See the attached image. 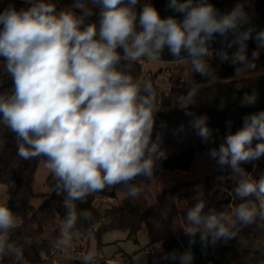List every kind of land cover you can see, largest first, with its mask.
<instances>
[{
    "label": "clouds",
    "instance_id": "clouds-1",
    "mask_svg": "<svg viewBox=\"0 0 264 264\" xmlns=\"http://www.w3.org/2000/svg\"><path fill=\"white\" fill-rule=\"evenodd\" d=\"M24 3L27 7L9 5L0 12V57L13 82L11 90L0 93V125L14 133L17 156L42 159L54 177L53 192L63 196L65 209L55 246L66 249L81 219L91 220L88 210L78 211V201L120 184L136 199L143 187L132 181L151 180L156 161L166 156L161 134L153 139L157 92L151 80L133 76L136 63L162 61L165 47L176 62L187 61L190 71L181 80L188 90L178 96L176 107L191 116L188 109L201 92L192 73L213 76L209 57L217 34L225 39L233 34L227 46L236 45V50L229 55L221 49L215 55L221 63L235 65L236 75L254 70L259 53L254 51L251 59L247 55L253 29L242 30L250 21L243 3L221 13L208 0H169L168 7L182 13V21L161 18L149 0L139 13L140 0H74L60 10L52 0ZM95 6L101 9L99 27L86 23ZM255 40L257 49H264V31L257 32ZM257 99L253 90L243 96L241 106L255 105ZM207 121L200 115L190 122L205 143L212 137ZM231 123L209 156L221 169H231L235 187L229 195L240 202L224 211L205 212V202L197 200L185 217L189 247L180 254H164V260L193 264L191 246L197 235L205 249L236 240L241 251L264 255V173L257 178L241 166L264 156V110L245 115L235 133ZM9 199L0 203V262L22 264L23 249L12 239L18 217ZM16 199L19 205L21 198ZM250 227L262 235L241 234ZM81 264H100L98 252L83 254Z\"/></svg>",
    "mask_w": 264,
    "mask_h": 264
},
{
    "label": "trees",
    "instance_id": "trees-1",
    "mask_svg": "<svg viewBox=\"0 0 264 264\" xmlns=\"http://www.w3.org/2000/svg\"><path fill=\"white\" fill-rule=\"evenodd\" d=\"M235 1L244 4L246 12L249 14L250 21L243 25L242 30L252 28V38L247 43V55L252 58V53L257 50L255 35L257 32L264 31V0H208L221 13H227L232 10ZM145 0H140L137 5L139 13ZM149 2L158 10L161 18L173 16L182 21L183 14L175 12L168 7L169 0H149ZM74 0H59L57 10L69 7ZM9 5L17 9L27 7L24 0H0V12H3ZM93 15L87 18L86 23H96L99 27L100 7H93ZM79 14L80 10L76 9ZM2 27V26H0ZM230 32L227 39L217 34L211 48L213 56L209 57V63L214 71L210 79H206L198 73H192V79L201 83V92L197 97V103L188 109L192 115H186L184 110L176 107L178 96L186 94L188 85L184 83L185 89L173 86L170 94L160 100L158 87L154 81L157 73L153 75V85L157 92V101L159 111L155 115V124L153 132L179 130L191 127L190 122L194 117L206 115L208 117V126L212 130V137L205 143L198 136L199 150H211L219 148L224 141L229 129L228 122L231 121V131L235 133L243 124V117L253 112L264 110V51L258 54L255 59L256 68L254 70H244L240 75L235 74L236 66L230 61L221 63L216 57L215 52L221 49L228 51L229 55L236 50V45L228 48V43L233 39ZM162 61H174L167 47L162 53ZM0 93L12 89L13 82L3 68V58L0 57ZM133 76L139 78L142 75V67L139 62L136 63ZM249 75L250 78H244ZM253 90L258 93V99L255 105L241 106V100L245 94H250ZM169 100V102H167ZM258 141H253V146ZM195 148H185L169 154L162 162L161 168L168 171H188L191 169L196 157ZM14 133L9 132L0 125V184L8 186L9 201L8 206L16 213L20 223L17 229L12 233V239L23 249L24 260L22 264H53L52 260H45L43 253L49 252L54 245V241L59 234V225L62 222L65 209L62 204L63 196L56 195L53 192L56 183L54 177L49 174L46 183L51 187V194L38 208L31 204V198L36 194L33 191L32 183L40 159L23 160L17 156ZM213 177L220 178L225 176L232 180L231 169L225 167L213 173ZM206 183L210 182V176L206 177ZM140 185L139 181H132ZM210 184V183H209ZM116 191L126 194L119 204H110L107 208V214L101 215L98 212L100 208L95 204L96 197L104 198L115 196ZM175 192L176 189L170 190ZM19 196L20 202L17 204L16 197ZM162 200V197H161ZM77 209H86L91 213V220L81 221L77 225L78 231L84 234L94 224L104 218V222L99 225L98 231L88 244L91 246L92 240L96 241L97 249L101 248V236L108 231H128L129 235H136L142 225L146 224L149 228L150 244L147 246L148 261L146 264H180L179 260H164L163 255L175 251L180 254L189 247V239L184 232L161 239V245L156 246L160 240L154 233L152 222V208H148L143 191L136 199L130 198L126 193L123 184L95 193L89 196L85 202H77ZM59 221V222H58ZM253 227L244 228L242 235L247 237L257 236ZM194 254L193 264H264V255L251 249L241 251L236 240L228 243L219 242L217 245H209L206 249L202 248L197 235L196 243L191 246ZM66 264H81V260H61ZM100 264H109L108 260L99 257ZM0 264H10L5 259Z\"/></svg>",
    "mask_w": 264,
    "mask_h": 264
},
{
    "label": "rangeland",
    "instance_id": "rangeland-1",
    "mask_svg": "<svg viewBox=\"0 0 264 264\" xmlns=\"http://www.w3.org/2000/svg\"><path fill=\"white\" fill-rule=\"evenodd\" d=\"M238 3L242 2L235 1L232 9ZM146 63L144 72L138 79L153 81V75L157 73L154 81L161 82L160 72L163 71V67L165 66L164 61H147ZM189 71L190 64L187 61L180 62V66L174 69L171 84H178L183 74ZM250 77L249 75L244 76V78ZM183 89H185V86ZM157 133H160L162 136L163 142L161 147L166 156L156 161L154 177L151 180H145L142 177H137V180L143 187V194L148 208H152L151 217L154 233L157 239L160 240L156 243V246L159 247L161 239L184 232L187 209L192 207L197 200L205 202V212L209 209L224 211L240 201L234 200L229 195V192L235 187V181H230L225 176H220V178L212 176L214 172L221 168L209 156V150L198 149L199 139L191 127L153 132V139H155ZM185 148L197 149L196 157L190 170L168 171L161 168L162 162L169 154ZM241 166L254 177L258 178L260 174L264 173V156L259 160L243 163ZM49 174L48 170L43 167V160L40 159L32 183V188L36 195L31 198V204L35 208H38L44 199L48 198L51 194V187L46 183ZM208 176H210V182L206 183V177ZM174 188L176 189L175 192L170 191ZM115 196V202H111V204H119L126 197V194L116 191ZM7 198H9L8 186L0 184V203L5 202ZM103 199L97 196L95 204L101 208H107ZM19 223L20 220L18 219ZM256 232L258 237L262 235L258 231ZM150 242L149 228L144 224L137 234L133 236H130L128 231L104 232L101 236V248L99 252L94 239L92 240L90 250H96L100 258L108 261L114 260L116 264H146L148 261L147 246H149ZM66 263L61 260L53 262V264Z\"/></svg>",
    "mask_w": 264,
    "mask_h": 264
},
{
    "label": "built area",
    "instance_id": "built-area-1",
    "mask_svg": "<svg viewBox=\"0 0 264 264\" xmlns=\"http://www.w3.org/2000/svg\"><path fill=\"white\" fill-rule=\"evenodd\" d=\"M58 1L59 0H52V2L55 3L56 5L58 4ZM256 51H258V53L260 54L261 52L264 51V49H259V50L257 49ZM146 62H147L146 60L139 61L142 67V73L144 72V66L147 64ZM178 66H180V62H176L175 60L165 62L163 71L160 72L161 82L157 80L155 81L158 87V93L161 96L160 100H162L164 97H167L170 94L173 86H177L179 88L184 87V83H182L181 79L179 80L178 84L176 85L171 84V79L173 76L174 69L178 68ZM159 85H162V86H159ZM115 198L116 197L114 196L104 197L103 200L106 203V207H109L111 202H115ZM102 222H104V218H102L100 222L94 224L90 229H88L85 234H84V230L83 231L77 230V235L75 236L74 241L70 248L59 249L55 246V241H54L53 247L50 249L49 252L43 253L42 257L45 260H52L53 262H56L58 260H67V261L74 260V259L81 260L82 255L90 250L91 246H89L88 244L89 239H92V237L95 236V234L98 231L99 225ZM59 228H60V225H59ZM108 263L116 264L115 261H108Z\"/></svg>",
    "mask_w": 264,
    "mask_h": 264
},
{
    "label": "water",
    "instance_id": "water-1",
    "mask_svg": "<svg viewBox=\"0 0 264 264\" xmlns=\"http://www.w3.org/2000/svg\"><path fill=\"white\" fill-rule=\"evenodd\" d=\"M167 102H169V100H168ZM98 212H99L101 215H104V216L107 214V210H105V209H101V208L98 209Z\"/></svg>",
    "mask_w": 264,
    "mask_h": 264
},
{
    "label": "crops",
    "instance_id": "crops-1",
    "mask_svg": "<svg viewBox=\"0 0 264 264\" xmlns=\"http://www.w3.org/2000/svg\"><path fill=\"white\" fill-rule=\"evenodd\" d=\"M165 63V62H164ZM111 261H114V260H111Z\"/></svg>",
    "mask_w": 264,
    "mask_h": 264
}]
</instances>
